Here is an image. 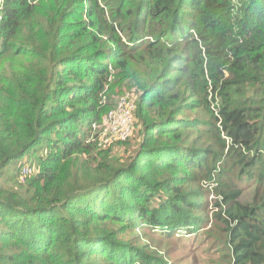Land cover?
Masks as SVG:
<instances>
[{
  "label": "trees",
  "instance_id": "obj_1",
  "mask_svg": "<svg viewBox=\"0 0 264 264\" xmlns=\"http://www.w3.org/2000/svg\"><path fill=\"white\" fill-rule=\"evenodd\" d=\"M238 6L4 1L0 264H264V0Z\"/></svg>",
  "mask_w": 264,
  "mask_h": 264
},
{
  "label": "built area",
  "instance_id": "obj_2",
  "mask_svg": "<svg viewBox=\"0 0 264 264\" xmlns=\"http://www.w3.org/2000/svg\"><path fill=\"white\" fill-rule=\"evenodd\" d=\"M231 1L235 9L238 10L239 0ZM3 5L4 0H0V21L2 19ZM237 10L234 12L236 13ZM136 108L137 102L133 94L126 93L121 96L116 108L108 112L101 124H95L93 126L94 140H98L103 148H108L119 142H127L130 140L135 132ZM32 175V168L24 167L21 170L20 179L24 183Z\"/></svg>",
  "mask_w": 264,
  "mask_h": 264
},
{
  "label": "rangeland",
  "instance_id": "obj_3",
  "mask_svg": "<svg viewBox=\"0 0 264 264\" xmlns=\"http://www.w3.org/2000/svg\"><path fill=\"white\" fill-rule=\"evenodd\" d=\"M210 81V80H209ZM210 84H211V81H210ZM211 89H212V87L208 90L209 92L211 91ZM215 98H216V103L217 104H220L219 103V97L218 96H214ZM116 108V107H115ZM89 142H93V143H95L100 149H109L110 147H108V148H103L100 144H99V141L97 140H94V136H93V133H92V139H91V141H89ZM113 146V145H112ZM122 152H123V150L124 149H120ZM31 167V166H30ZM32 168V170H33V174H35V168H33V167H31ZM249 196H250V193H247L246 195H243L242 197H241V199H240V202L241 203H247V200H249Z\"/></svg>",
  "mask_w": 264,
  "mask_h": 264
},
{
  "label": "bare ground",
  "instance_id": "obj_4",
  "mask_svg": "<svg viewBox=\"0 0 264 264\" xmlns=\"http://www.w3.org/2000/svg\"><path fill=\"white\" fill-rule=\"evenodd\" d=\"M5 1V0H4ZM241 1V0H240ZM3 15V14H2ZM97 141V140H96ZM33 171V170H32ZM240 207V206H239Z\"/></svg>",
  "mask_w": 264,
  "mask_h": 264
}]
</instances>
